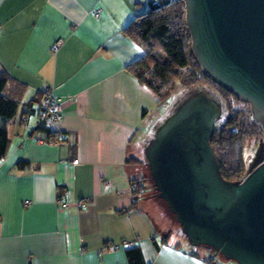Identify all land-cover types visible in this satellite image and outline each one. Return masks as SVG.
Masks as SVG:
<instances>
[{"label":"crops","instance_id":"0c3cea01","mask_svg":"<svg viewBox=\"0 0 264 264\" xmlns=\"http://www.w3.org/2000/svg\"><path fill=\"white\" fill-rule=\"evenodd\" d=\"M148 3L0 0V71L25 85L13 117L0 119V264L222 263L166 235L145 200L133 203L129 159L145 155L159 103L128 68L143 49L123 29ZM45 88L62 98L48 128L63 140L37 129Z\"/></svg>","mask_w":264,"mask_h":264},{"label":"water","instance_id":"95a60500","mask_svg":"<svg viewBox=\"0 0 264 264\" xmlns=\"http://www.w3.org/2000/svg\"><path fill=\"white\" fill-rule=\"evenodd\" d=\"M203 70L249 102L264 130V0H184ZM221 112L202 90L186 97L145 148L157 196L194 245L237 264H264V158L241 180L220 173L209 137Z\"/></svg>","mask_w":264,"mask_h":264},{"label":"trees","instance_id":"16d2710c","mask_svg":"<svg viewBox=\"0 0 264 264\" xmlns=\"http://www.w3.org/2000/svg\"><path fill=\"white\" fill-rule=\"evenodd\" d=\"M123 32L132 37L143 49L141 57L131 62L128 68L137 80L155 95L157 103L164 101L177 85L189 88L201 83H206L218 91L221 107L222 99H226H224L225 118L219 127L216 126V121L209 143L223 178L240 179L244 166L243 142L246 137L260 135L263 129L252 117L249 102L216 82L199 64L191 48V36L185 21L184 0H149L147 8L135 15ZM24 87V84L0 71V119L8 120L13 117ZM230 98L235 102H244L248 106L243 105L234 109ZM37 129L46 132V140L65 139L62 132H60L62 137L57 138L55 136L59 132H51L48 126L43 124H38ZM0 136V156H2L7 142L4 126H0ZM129 161L140 163L141 160L132 157ZM19 164L23 166L28 164V161L21 160ZM143 182L142 177H134L130 180L131 191L136 196L133 203H136L137 194L144 190ZM126 251L130 259L136 263L142 262L137 246L127 247Z\"/></svg>","mask_w":264,"mask_h":264},{"label":"rangeland","instance_id":"374dc122","mask_svg":"<svg viewBox=\"0 0 264 264\" xmlns=\"http://www.w3.org/2000/svg\"><path fill=\"white\" fill-rule=\"evenodd\" d=\"M202 90L207 93L210 97L216 99L220 105V115L217 118L216 126L219 127L222 124L225 118V107L226 102L225 98H223V106L221 107V99L218 91L209 86L206 83L197 84L195 86H191L189 88L182 87L177 85L176 88L172 91V93L164 99V101L159 103L158 112L155 115V122L153 125V129L156 130L158 127L164 122V120L175 110V108L191 93ZM225 99V100H224ZM232 102V107L234 109L240 106H248V104H244V102H235L234 99L230 98ZM260 124V123H259ZM261 125V124H260ZM262 127V126H261ZM263 129V128H262ZM154 132V133H155ZM154 136V134H153ZM151 137V139L153 138ZM150 139V140H151ZM242 156L244 161V166L242 172V177L238 180H241L256 164L260 162L262 158H264V130L260 132L258 136H251L246 137L243 145H242ZM140 163H138V169L136 172L137 177H142L144 182V190L137 194L138 199L145 200L149 206L152 207L155 216L157 217L158 221L160 222V226H162L165 233L175 232L179 235H182L184 238V242L189 244V247H193L197 251L201 252H208L211 256H213L217 261H221L224 264H237L233 259L225 258L219 252L213 250L212 248L205 246V245H194L192 244L186 235L183 233L181 226L176 221L174 214H172L169 209L167 208L165 202L157 196V190L151 181L150 174H149V167L144 154H141Z\"/></svg>","mask_w":264,"mask_h":264},{"label":"built area","instance_id":"2783aa9c","mask_svg":"<svg viewBox=\"0 0 264 264\" xmlns=\"http://www.w3.org/2000/svg\"><path fill=\"white\" fill-rule=\"evenodd\" d=\"M97 14V12H95ZM62 41L61 38H58L53 43L52 48L55 49L58 44H60ZM37 116H38V124H43L44 126H49L51 123L60 121L62 119V98L58 94H55L51 88H45L43 91L39 107L37 110ZM57 138L62 137V133H57ZM49 142H54L56 140L54 139H47ZM64 193H66V190H64ZM28 200H24V203H27ZM57 202H59L61 205H65L66 202L63 201L60 196L57 198ZM84 200L78 201L76 204L78 207H82L85 205Z\"/></svg>","mask_w":264,"mask_h":264}]
</instances>
